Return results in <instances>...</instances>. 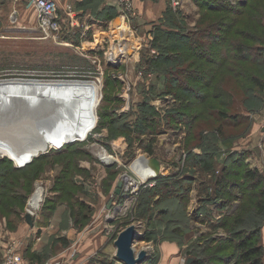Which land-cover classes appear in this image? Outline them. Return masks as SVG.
I'll return each mask as SVG.
<instances>
[{
  "label": "rangeland",
  "instance_id": "1",
  "mask_svg": "<svg viewBox=\"0 0 264 264\" xmlns=\"http://www.w3.org/2000/svg\"><path fill=\"white\" fill-rule=\"evenodd\" d=\"M64 1L60 0L62 9ZM148 1L157 8L143 4L147 14L141 13L133 0L132 14L120 11L110 20L104 19L103 12L92 20L79 15L76 7V31L81 34L69 43L45 36L28 0L0 1V78L95 79L100 85L96 125L85 138L65 139L44 152L41 148L24 163L0 152V261L18 236L30 234L34 245L25 255L26 264L32 260L46 264L57 257L66 264L72 259L73 248L86 257L89 251L79 244L93 240L100 248L89 264H104L113 260L110 256L117 250L111 238L104 241L106 234L114 235L131 225L144 235L133 245L136 252L147 251L142 264H247L241 261L238 244L255 224L260 225L257 240L264 246V217L257 216L254 207L263 183L247 180L242 182L246 187L234 185L229 198L221 191L219 194L216 181L234 150L246 153L241 173L250 166L259 170L264 180V62L242 57L236 50L238 44L264 46V0H229L236 4L233 11L224 6H202L199 0ZM98 8L91 9L96 12ZM174 32H181L184 38ZM120 35L126 49L110 61ZM221 89L226 93L216 96ZM46 92L50 102L65 94L56 88ZM86 94L77 93L71 103L73 111L65 118L61 115L67 128L84 115L86 108L81 103ZM24 95L20 92L17 97ZM24 100L13 106L18 108ZM45 100L46 112L55 113L59 106ZM183 101L194 116L192 123L205 127L203 136H193L192 127L186 125L178 130L175 115H169L182 107ZM33 102L37 106L41 101ZM146 104L156 111L149 114L154 117L153 124L136 128L148 114L143 111ZM201 106L226 107L241 121L228 123L216 111L211 117L203 116ZM4 107L8 109V104L0 105V109ZM55 114V118L45 114L39 119L33 112L39 122L43 120L42 126L28 119L18 135H48L61 118L60 113ZM220 121L223 133L216 130ZM6 127H0L1 138H5ZM20 140L24 139L14 143ZM150 150L153 153L149 155L161 161L159 176H179L181 185L175 186L176 190L185 189L184 185L189 189L184 205L169 197L158 196L159 201H154L145 187L127 207L131 196L114 192L119 180L127 179L122 172L134 174L131 162H140ZM235 176L237 181L243 178ZM38 185L43 188L42 200L30 209ZM253 236L255 240L257 236Z\"/></svg>",
  "mask_w": 264,
  "mask_h": 264
},
{
  "label": "bare ground",
  "instance_id": "2",
  "mask_svg": "<svg viewBox=\"0 0 264 264\" xmlns=\"http://www.w3.org/2000/svg\"><path fill=\"white\" fill-rule=\"evenodd\" d=\"M116 41L117 42L116 44L113 45L112 52L110 53L109 56L110 61H113L115 56L118 57L122 55V53L126 49L127 43H125L124 41V36L120 35V38L118 40L116 39ZM55 88L61 89L63 91L62 94L65 93L64 97L59 99V97L55 98L54 96L51 95L55 99H52L50 102L51 98L46 95L50 92L48 91V93L47 92L45 93V91L46 90L55 91ZM99 90H100V85L99 83H97V80L95 79H37V78L34 79V78H20V77L0 78V105L2 103L8 104V109L5 107H4L5 110L3 108L0 109V113L2 112L1 113L2 119L4 117L8 118L10 115L14 117V114L16 118L22 117L23 115L21 114L24 115L32 114L30 116L31 118L32 116H34L32 120H36L41 126L43 120H40L39 122V120L35 118V115H33V112H36V117L39 116V119H41V115H45V114H51L55 118L58 116L55 114L56 112L57 114L60 113L59 118L61 117V115H64L65 118V115L73 111L71 107L72 106L71 103H73L75 95L77 93L79 94L87 93L86 99L82 98L83 100L81 103V106L82 107L85 106L86 108V110L84 111V115H81L82 117L80 116V118H77L76 120H74V122L71 121L69 123L70 125H68L69 126L68 128L67 125H64L63 122L64 118L62 116L59 120H57L58 125H55L56 130L54 129L55 126L54 127L52 126L50 129L51 131H49V134L44 135V137H40L35 132L26 134V136L18 135L17 132L14 138H10V139L0 137V152L3 153V155H6L17 162L24 163L25 161L28 160L32 152L37 151L36 152L37 154L35 155H38L40 152L46 151L50 146L61 145L63 143L62 141L63 140L65 141V139L76 140L79 138L81 139L85 138L96 125L97 116L95 111H96V105L100 98ZM20 92L25 94L24 95L25 100L24 103L18 105L17 108L16 106H13V104L17 103V101L24 98V97L21 98L19 96L17 97V95H20ZM43 98H45L46 99L45 101L49 102V104L57 105V107L59 106L57 111L56 110L54 111L55 113L46 112V110H48L49 108L43 105ZM29 100L31 101V103L27 104ZM33 101H37V102L41 101V102L36 106V104H33L34 103ZM32 104L34 105V109L32 107ZM18 109H21L20 115L17 114ZM74 111H76L75 107H74ZM19 139H24V140H20L18 143H14V140L17 141ZM41 148L42 150L38 152ZM142 156L140 157V162L139 161L131 162L132 166L130 167L133 168V169L131 168V170L133 171L134 174H129L126 170L122 172L123 177L130 178L129 179L130 181H128V183L126 184L124 183L125 184L123 185L124 188H122L121 191H124L128 194H130L133 191V193L135 194L136 190L140 187V185L147 184L148 180L152 181L150 177L151 174H153L152 172L153 170L148 164L145 163V161H141ZM42 193H43V188L41 185H38L35 193L32 195V198L29 202L30 209L39 206V203L42 200Z\"/></svg>",
  "mask_w": 264,
  "mask_h": 264
},
{
  "label": "trees",
  "instance_id": "3",
  "mask_svg": "<svg viewBox=\"0 0 264 264\" xmlns=\"http://www.w3.org/2000/svg\"><path fill=\"white\" fill-rule=\"evenodd\" d=\"M98 1H100V0H83V1H81V3H78L77 6L78 7L82 6L84 8H90V7L93 8V6H95V5L97 6ZM241 1H240V4L245 3V1H243V2H241ZM237 2L239 4V1H237ZM199 4L202 6L206 5L209 7L214 6L217 9L220 8L221 6H224L226 11L227 10L233 11L232 9H234L236 7L235 2L230 3L229 0H199ZM100 12L101 13L103 12L104 19H106V20L113 19L114 17L117 16V8H115L114 6H105L103 9H100L96 12L93 11V15L97 18V17L101 16ZM105 13L108 15L106 16ZM175 33H177V32H174V34ZM177 35L181 36L180 38H184V37H182L181 32L177 33ZM189 39H191V38H189ZM193 39H191V40H193ZM232 47L233 46L231 45V49H232ZM190 49H192L191 51L193 52V54H196L193 46H190ZM236 50H238V52L240 53V56H242V57H248L253 61L264 62V46H262V45L248 47V46H244L243 44H238L236 46ZM197 55H199V54H197ZM167 74H170V76H172V73H170V72H168ZM170 76H168V78H171ZM252 78L256 80V83H258V80L254 75L252 76ZM223 93H226V92H225V90L221 89L217 92L216 96L222 95ZM180 98H182V97H180ZM184 100H185V98H184ZM185 103L186 102L183 101L181 104L182 107L179 106L178 109L173 110V111L171 110L169 112V115L174 114L175 118L177 119V121L179 123L183 122V124L186 125V127L187 126H188V128L192 127L191 133L194 134L193 136H198V135L201 136V134L203 136L204 131H205L204 130L205 127L203 125H201V126L199 124L194 125L192 123L194 116L192 114H190L189 112H187L186 106H189V104L188 103L185 104ZM231 104H233V102ZM143 111L148 113V114L143 115L142 120L139 122V124L136 128H139V125L143 126V128H144V124H145V126L149 125L151 127V125L153 124L152 121H154V117H150L149 114L154 115V113H156L155 109L150 107V105H147V108ZM215 111H216V114L218 113L219 116L228 123L229 122L237 123V122L241 121V117H239V116L236 117V115H233L232 113H230L229 112L230 110L226 107L225 108H219L218 110L211 107V106H205V107L201 106L200 107V112H201V114H203V116L208 115L211 117L212 115L215 114ZM177 121L170 120V123L174 125L177 123ZM209 125H213V122L210 121ZM177 127H178V129H181L180 125L179 126L177 125ZM126 130L127 131L129 130V132H131V128H128L127 126H126ZM132 130H134V129H132ZM216 130L223 133L224 132V123L221 122L220 124H218V126L216 125ZM143 132H147V131H143ZM148 153L152 154L153 152L150 150V151H148ZM232 154H234V155H233V158L229 161V164L228 165L226 164L224 166L225 169L222 172V174L220 176L216 177L219 194L221 191V193H223V196L226 197L227 195H229V198H230L231 194H233V192H234V187H235L234 185H238L239 187L240 186L246 187L244 184H242V182H244V181L247 182V180H248V182L254 181L257 183H263L262 189L255 196L256 201H255L254 207L256 208L255 214L259 217H264V180H263V174L261 172H259V170H257L256 168H250V166H247L245 168L244 172L241 173V171H242L241 167H243L245 164L246 153H244L243 151L234 150V151H232ZM203 158H207V157L204 156ZM203 158H201V159H203ZM8 159H10V158H8ZM10 160H12V159H10ZM203 160H204V163L206 164L207 163L206 160L205 159H203ZM238 174H241L243 176V178H241V181L236 180L238 176H235V175H238ZM177 185H181V178L179 176L173 177V178H167V176H158L156 178V184L154 186H147L145 188V191H146L147 195L152 196V200H154V201L156 200V197H158V196H160V199H163L165 197H169L168 199H171V202L179 203L180 205H184L186 203V200H188V197H189L188 196L189 189L187 188L186 185H184L185 189L180 188L179 191H177L176 187H175ZM114 192H115V190H114ZM118 195H120V194H118ZM171 196H174V198H172ZM156 201H159V199ZM153 216L154 215L152 214L151 217H153ZM253 226H254L253 228L249 229L250 231H247V233L244 234L245 236H242L240 238L241 240L238 244V246L240 247V255H241L240 258H241V261L243 263L262 264L263 259H264V246L262 244H260V242L257 240L260 237L258 234L260 225L255 224ZM254 234L257 236V238H255V240L252 239V237H254L253 236ZM66 243H67V241H66ZM115 263H116V261L114 259L111 260L110 262H107V261L104 262V264H115Z\"/></svg>",
  "mask_w": 264,
  "mask_h": 264
},
{
  "label": "built area",
  "instance_id": "4",
  "mask_svg": "<svg viewBox=\"0 0 264 264\" xmlns=\"http://www.w3.org/2000/svg\"><path fill=\"white\" fill-rule=\"evenodd\" d=\"M28 1L29 4L33 5L34 8L36 9V14H37L36 18L38 20L39 27L44 32L45 36L54 37L55 39L58 40L60 39L63 42L69 43L71 38H75L77 37V35L81 34V32H77L76 28H74L72 25V20L74 18L77 20V15H76L77 12L75 13V8L78 0H65L63 2L64 9H62L60 6L61 4L60 0H28ZM114 1L116 3V6L118 2L119 7L121 11H123L124 15L127 13L132 14L133 0H114ZM83 34L84 33H82V35ZM179 125L181 129L178 130H183L185 127L183 122H180ZM158 176H154L153 174H151L150 179L153 180L152 182L154 183L148 180L147 184L140 185V187L136 190L135 194L133 193V191L130 194L124 192L125 194H127L125 196H131L129 197L125 205L127 206L129 201L132 202L133 198H136L140 190H142L143 188L147 186H154L156 184V178ZM126 178L127 179L123 180V185H125L126 183H128V181H130L129 180L130 178L128 177ZM122 188H124V186H122ZM73 249L74 250H72V254L70 253L71 257H74L72 255H76L77 253L76 248ZM57 258L48 260L46 264H64L63 258L61 260ZM23 261H24V254L21 249V244L20 242L15 241L7 249L5 256L0 261V264H23ZM115 264H125V263L118 261L116 259Z\"/></svg>",
  "mask_w": 264,
  "mask_h": 264
},
{
  "label": "water",
  "instance_id": "5",
  "mask_svg": "<svg viewBox=\"0 0 264 264\" xmlns=\"http://www.w3.org/2000/svg\"><path fill=\"white\" fill-rule=\"evenodd\" d=\"M7 114V113H6ZM23 115L22 117L15 119L11 115L6 118L4 117L3 119L0 118V127L3 125H7L9 127V130H6L3 132L5 135V138H14L17 132H20L21 130H24V126L27 123V120L29 119L31 121V117L28 116V114H21ZM8 116V115H7ZM1 132V128H0ZM143 161H145L146 164H148L152 168V172L154 176H158L160 171H161V161L158 157H150L148 153H145L142 156ZM123 186V179H120L119 182L117 183V187L115 189L116 193H121V189ZM110 204L108 205V207ZM27 221L32 225L33 220L32 216L30 213H27L26 215ZM144 235L139 232L138 227L135 225H131L124 230H122L116 240H115V246H116V256L117 260L121 261L125 264H142L146 259H147V251L146 250H140L138 252L135 251L134 248V243L142 239ZM191 260V259H190ZM189 260V261H190Z\"/></svg>",
  "mask_w": 264,
  "mask_h": 264
},
{
  "label": "crops",
  "instance_id": "6",
  "mask_svg": "<svg viewBox=\"0 0 264 264\" xmlns=\"http://www.w3.org/2000/svg\"><path fill=\"white\" fill-rule=\"evenodd\" d=\"M81 1H83V0H78L77 1V3H76V7H77V9L79 10L78 11V13H79V15H82V14H86V17H88V16H90V18L93 20L94 18L92 17L93 16V11H92V9H91V7L90 8H84V7H82V6H80V7H78L77 6V4L78 3H81ZM160 2H163V1H160ZM148 3H151V7L152 8H157V6H153V4H152V2L151 1H148V0H145L144 2H141L140 0H136V6H137V8L139 9V11L141 12V13H145V14H147V11H145L144 12V10H143V4L144 5H147ZM157 5V4H156ZM97 6H99V10L100 9H103L105 6H114L115 8H117V12H120L121 10H120V8L118 7V6H116V3H115V1L114 0H100V1H98L97 2ZM165 8H161V10H164ZM77 16H78V14H77ZM95 20H97L96 18H95ZM93 22V21H92ZM72 25H73V27L74 28H76L77 30H79L78 29V26H77V21H76V19L74 18L73 20H72ZM116 189V188H115ZM156 199H158L157 197H156ZM109 205V204H108ZM121 232V231H120ZM119 231L118 232H116L114 235L113 234H111V235H109V234H106V236L104 237V241H107L108 239H112V241L114 242V245H115V240H116V238H117V236H118V234L120 233ZM18 237H20V239H18V240H15V241H17V242H20V244H21V249H22V251H23V254H24V261H23V264H26L27 262H25L26 260H25V255L26 254H28L29 253V250L32 248V245H34L33 244V242H34V237H31L30 236V234H29V236L28 237H25V236H22V235H20V236H18ZM78 243V242H77ZM80 246H81V248H84V250H87V251H89L88 252V255L85 257L83 254H84V252L83 253H76V255L74 256V257H71L72 259H70V258H68L67 259V262H66V264H73V262L75 261V264H89V259H90V257H92L94 254H95V252L94 251H96L98 248H100V246L99 247H97L96 245H95V243H94V240L92 241V242H83V243H81V244H79ZM104 245V244H103ZM94 248V249H93ZM169 247H167L166 246V248L165 249H168ZM69 249H71V245L69 246ZM90 250H91V252H90ZM108 250V249H107ZM34 251V250H33ZM69 251V250H68ZM108 253L109 254H111V252H110V250L108 251ZM67 253H65V255H66ZM110 257H112L115 261H116V259H117V256H116V252L115 253H112V256H110ZM38 260H36V262H37ZM35 262V260H32V264H34V263H36Z\"/></svg>",
  "mask_w": 264,
  "mask_h": 264
}]
</instances>
